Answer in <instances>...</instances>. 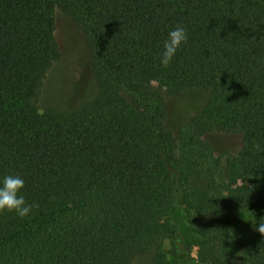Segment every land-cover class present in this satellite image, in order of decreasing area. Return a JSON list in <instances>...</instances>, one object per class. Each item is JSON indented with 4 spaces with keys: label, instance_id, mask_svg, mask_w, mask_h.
<instances>
[{
    "label": "trees",
    "instance_id": "obj_1",
    "mask_svg": "<svg viewBox=\"0 0 264 264\" xmlns=\"http://www.w3.org/2000/svg\"><path fill=\"white\" fill-rule=\"evenodd\" d=\"M57 10L93 50L96 93L70 107L41 103ZM176 25L188 39L162 67ZM184 95L174 128L166 100ZM5 175L36 207L0 211V264H189L193 248L197 264H264V0H0Z\"/></svg>",
    "mask_w": 264,
    "mask_h": 264
},
{
    "label": "rangeland",
    "instance_id": "obj_2",
    "mask_svg": "<svg viewBox=\"0 0 264 264\" xmlns=\"http://www.w3.org/2000/svg\"><path fill=\"white\" fill-rule=\"evenodd\" d=\"M57 28L56 38L60 48V58L54 62L49 70L41 94L42 105H60L64 107L76 106L83 103L96 93V82L92 68V45L84 29L75 23L68 15L60 10L56 12ZM168 123L178 127L186 121V110L194 105L192 96L167 98ZM210 140L219 148L234 150L236 142L227 136L213 134ZM186 241L193 246L196 243L195 234L180 212L175 213ZM170 244H167V251ZM169 258L173 260L169 251ZM195 248L189 264L195 261ZM133 264H153L150 254L138 255Z\"/></svg>",
    "mask_w": 264,
    "mask_h": 264
},
{
    "label": "clouds",
    "instance_id": "obj_3",
    "mask_svg": "<svg viewBox=\"0 0 264 264\" xmlns=\"http://www.w3.org/2000/svg\"><path fill=\"white\" fill-rule=\"evenodd\" d=\"M187 39V30L182 25H176L167 32L158 54L159 63L162 67L169 66ZM24 183V179L19 175H5L0 179V211L14 212L20 218L31 214L36 205L28 203L25 197L21 195ZM253 228L261 235L262 244H264V219L256 220Z\"/></svg>",
    "mask_w": 264,
    "mask_h": 264
}]
</instances>
